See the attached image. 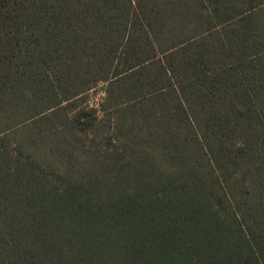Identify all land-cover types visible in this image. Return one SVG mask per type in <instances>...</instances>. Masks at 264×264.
<instances>
[{
  "label": "trees",
  "instance_id": "16d2710c",
  "mask_svg": "<svg viewBox=\"0 0 264 264\" xmlns=\"http://www.w3.org/2000/svg\"><path fill=\"white\" fill-rule=\"evenodd\" d=\"M263 6L0 0V264H264Z\"/></svg>",
  "mask_w": 264,
  "mask_h": 264
},
{
  "label": "rangeland",
  "instance_id": "374dc122",
  "mask_svg": "<svg viewBox=\"0 0 264 264\" xmlns=\"http://www.w3.org/2000/svg\"><path fill=\"white\" fill-rule=\"evenodd\" d=\"M259 16L261 19H264V6L262 11L259 12ZM100 95V91L99 89H95L93 90V97H98ZM49 145H50V141L44 142V143H40L36 148V155L43 161V162H47V163H57L54 156H49Z\"/></svg>",
  "mask_w": 264,
  "mask_h": 264
}]
</instances>
